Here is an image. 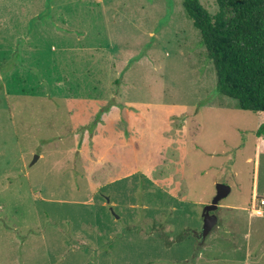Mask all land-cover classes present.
<instances>
[{"label":"rangeland","instance_id":"rangeland-1","mask_svg":"<svg viewBox=\"0 0 264 264\" xmlns=\"http://www.w3.org/2000/svg\"><path fill=\"white\" fill-rule=\"evenodd\" d=\"M217 83L184 0H0V264H264V114Z\"/></svg>","mask_w":264,"mask_h":264},{"label":"trees","instance_id":"trees-1","mask_svg":"<svg viewBox=\"0 0 264 264\" xmlns=\"http://www.w3.org/2000/svg\"><path fill=\"white\" fill-rule=\"evenodd\" d=\"M213 16L199 0H184L217 72V90L242 110L264 114V0H217ZM257 135L264 136V123Z\"/></svg>","mask_w":264,"mask_h":264},{"label":"water","instance_id":"water-1","mask_svg":"<svg viewBox=\"0 0 264 264\" xmlns=\"http://www.w3.org/2000/svg\"><path fill=\"white\" fill-rule=\"evenodd\" d=\"M232 189L223 184H219L217 186V196L213 200L211 205L205 207L203 218H204V227L203 231L200 235H198L199 239L201 240V245H204L207 238L213 232V230L219 224V217L215 215L220 207V203L229 197L231 194Z\"/></svg>","mask_w":264,"mask_h":264}]
</instances>
